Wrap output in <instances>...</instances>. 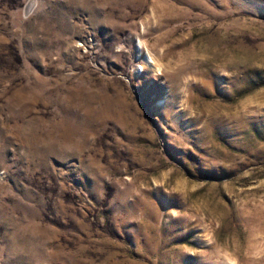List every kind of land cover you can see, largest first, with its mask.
Here are the masks:
<instances>
[{
    "label": "rangeland",
    "instance_id": "obj_1",
    "mask_svg": "<svg viewBox=\"0 0 264 264\" xmlns=\"http://www.w3.org/2000/svg\"><path fill=\"white\" fill-rule=\"evenodd\" d=\"M0 264H264V0H0Z\"/></svg>",
    "mask_w": 264,
    "mask_h": 264
}]
</instances>
